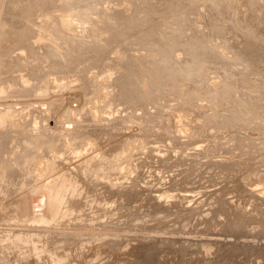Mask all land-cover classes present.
Listing matches in <instances>:
<instances>
[{"label":"bare ground","instance_id":"obj_1","mask_svg":"<svg viewBox=\"0 0 264 264\" xmlns=\"http://www.w3.org/2000/svg\"><path fill=\"white\" fill-rule=\"evenodd\" d=\"M1 1L2 3H0V37H2V39L4 40L3 37L8 36L9 38L5 39V41L6 40L9 42L13 41L16 42L17 44L23 45L25 43L27 45L28 43V45L30 46L29 51H31V53L30 52L29 53L32 54V56L37 57L36 62L39 61L38 56L40 54L45 53L44 52L46 48L45 42L48 36L51 35L53 37L61 36L63 38V42H65L64 40L66 39V46H67V40H75V41L77 40L79 41L77 42L78 44L80 42L81 43L83 42L84 38L80 40L78 39V37L80 36L78 32L79 30H77L79 36L75 33V25H74L75 22H73V20L75 15L77 17L78 14V9H79L78 4L82 2L81 5H83L85 1L83 2V0H81L80 2V0H38L35 2V5L32 6L31 11L28 9L29 10L28 14H30V16H28L27 20L29 22L26 21L27 22L26 24L28 25L29 23V27H26L27 29L25 28L22 32H20L19 35L14 34L12 36L10 35V33L14 31L12 29L16 27L15 23L17 22V19L19 20L20 23L21 18H18L19 15L16 12L17 10H15L16 5L14 0L13 1L1 0ZM27 1L25 0V2L23 1V3H28L30 0L28 2ZM90 1L92 3L91 8L95 5L102 6V9L99 8V10L101 9V11L99 12L97 11V9L96 11L92 10L93 15L99 14V16L101 17L97 19V21H101L100 29H102L103 23L106 24V22H108V21L106 22L104 21L102 23V20L106 18L108 19L110 16L116 17L119 15L120 16L127 15V19H128L129 16L128 14L132 12L133 8L136 7V5L137 7L139 5L141 8L146 9L147 12L153 15L152 18L147 19V17L143 14L147 20L142 18V20H140L142 22H136V23L134 22L130 27L127 26L126 30L123 29V31L125 30L124 32L121 30L123 33L122 32L121 34L115 33V35L116 34L118 35L114 37H111L110 34L112 33L111 30L110 33L108 31L110 35L106 32L108 34L107 35L108 38L109 36L111 37L110 39L104 38V36L102 37V35L101 38L100 36H98L99 34L98 32H100L99 31L100 29L97 24H96L97 28H95L94 30L96 31L97 29H99L98 31H96L97 37L99 38L95 36L96 33L93 35L94 31L91 27L90 30L93 31L92 33H90L91 31L87 29L89 31L87 33H90L91 36L97 38L95 39V41H97V43L95 42L97 48L95 46V43H93L96 51L94 49L93 52L89 51L86 52L85 54L84 52H80L82 55L84 54L83 57L81 56V54L79 55L81 56V58H79L78 55H75L76 57H74V55H71L72 59L74 57V60H72L71 62L74 66L77 63L75 62L76 61L75 58L77 60L79 58L80 59V61L78 60L80 62L79 65L83 62L82 65L84 64V66L81 65L82 69L80 68V66H79L80 69L78 67L77 69L75 66L74 72L76 70H79L80 75L75 76L72 75L74 74L73 72H69V74L71 73L72 75L69 78H71L72 80V86H74L73 82L74 84L76 83L75 85H77L74 87L80 89L79 87L81 86L82 88L81 91L83 90L86 96L88 97L86 103L95 104L96 100H99L96 99L97 88H95L96 87L94 85L95 82H93V80L97 76L95 75V77L91 79L94 76V74L93 76L91 75L92 77L91 76L89 77L88 74L92 72V70L94 71L97 70L98 73L105 72L106 74L107 71L104 70V67L106 61L111 59V63H110L111 65L110 64L107 65L112 66L111 68L109 67L110 73L111 70L114 68L112 70L113 76L112 78L106 77V79L103 80L108 84V87L107 85H103L102 87H98V88H101L100 90L102 91H105L107 89V95L111 98L110 101L113 103V106L117 107L118 111L123 110L124 112L127 113V111H129L130 109H133V110H137V112L142 111V113L133 114L132 112V114L129 113L130 116L128 117H125L126 115L124 114L125 115L124 117L122 115L117 118L116 128L118 126L119 130L116 132L117 135H119V137L118 138H116L115 136L109 137L111 142H115L109 148L111 149L110 151L111 153L106 158V160L109 161L110 166L109 167L107 166V169L102 168L99 171L104 175H109V173L113 175L114 173H116V169L119 168L120 165L123 166L122 162L124 161V158L126 159L127 157L125 150H130V148H128L129 146L132 149V147H134L132 145L135 146L136 144L137 146L142 145L143 147L148 148V153L144 155V158L146 159L144 170L148 169L152 177L156 178L152 180L153 181L156 180L157 186L160 189L155 190L152 189L153 187L151 188L150 186L145 185L139 188L137 192L134 193L128 192L127 190H119V189L117 190L114 182L111 179L112 184L109 188H111L112 191H116V193L111 194V197L114 199L113 201H116L115 204L119 205V210L123 211V213H125L128 216V220H129L127 224L128 228L126 229L116 228L117 230H113V231L105 230V232L100 230H99L100 232L98 230L93 231L94 232L93 235L91 236L87 235L85 238V240H89L90 243L85 244L80 251H77V249H75L68 256H64L63 259L65 262L61 259L53 260L40 255V249H38L37 245L35 249L31 248V246L34 244L31 243L30 241L31 237H24L22 240H20L18 236L11 235L9 233L2 234V232H0V262L3 263L5 262L4 259H6V261H8L7 262L8 264L11 262L13 258L12 255H16V256L19 255V256H29V257H27L26 260L19 262L18 264H185V263L186 264H244L242 262L240 263V261L244 259H247L248 262H252V264H255L253 260H250V256H248V254L246 253L249 249L245 247L243 243L249 240H251L252 242H258V240L264 241V185L262 184L263 186L262 188V186L261 187L259 186L262 181L258 182L260 181V179H264V173L263 174L260 173L261 175L259 176L257 175L259 171H261L260 170V168L262 167L261 165L260 168H258L259 170L258 173L256 172L255 174L257 176L250 177L249 175L247 176L243 175V177H241L242 175L240 173H243L244 170L245 171L247 169L249 170L251 168V164L253 163V161H255L253 157V151L255 145H259L264 152V141H263L264 138L258 137L260 141L258 140V142L256 143L255 139L252 138V136L250 137V134L248 133V130L250 128H252L253 131L254 128L255 130L257 129L258 135L263 134L264 132V76H261L262 74H260L259 76L252 77L251 76L252 74H249L245 76L246 78L245 80H248V82L246 81L247 83L230 82V85L227 86L224 85L222 82L224 80L226 81V77H220L218 78L219 80L218 83L221 81L219 83L220 84V87L218 88L219 90H217V88H215V86L213 85L209 84L210 85L209 86L206 82L200 83V81H207V80L209 81L210 80L209 73L211 74L215 71L214 70L213 72H211L212 70L209 69L211 71L208 72V70H203L204 68H201L202 62L205 64V61H209V59L211 60L213 58L215 60L218 59L222 61L223 66L224 64L225 66L227 65L229 67V70L231 67L232 72L230 73L232 74H235L233 73V71L238 67V61L236 62V60H231L228 57H227L228 58L227 61L226 59H224L225 57L222 56L223 52H226L225 50L228 49L226 48L228 46H226L227 41H225L224 39L226 37L225 35L226 30L223 28L224 23L223 20L220 19V16L218 14V11L220 10L216 8L217 2L214 3V1L216 0L213 1L214 4H212L211 0H208L211 1V3L209 2V4L206 2V0H190V1L189 0L187 1L186 0H114L113 2L112 0H90ZM102 1L104 3H100ZM256 1L257 2L252 6L258 4V0ZM224 2H222L221 0V3L225 4ZM227 2L229 3L228 0L226 1V3ZM228 3L225 4L226 5L225 7L223 5V10L222 9L221 10L226 12L227 14L228 12H235V11L237 12V8H235L234 6H228ZM243 3L245 4V1L244 2L242 1V5ZM162 4L163 6H165V8L163 7L164 9L160 7L162 6ZM218 4L220 3L218 2ZM258 5H259L258 7H260V3ZM230 7H232V9ZM248 8L247 10H245V12L250 9ZM137 10H133V11L135 12ZM141 10L143 11V9ZM257 10L258 9H256V11ZM138 11H137L138 14L145 13V10L144 12L141 11L142 13H140V10ZM222 11L221 14L223 13ZM243 11L244 10H242V12ZM134 12L130 14V17L133 14L132 20H134L135 17ZM242 12L239 13H241L242 15L244 14ZM254 12H255V8H254ZM252 14L251 16L247 15L249 16L247 17L248 18L247 22H245V20L242 19L243 23L241 21V23H239L238 25L236 24L237 26L236 25L235 26L238 28V30L233 27L234 29H236L235 31H241V30L246 31L245 27L247 25H251V27L253 26L256 27L258 20L257 19L255 20ZM162 15L163 17L165 15V17L172 19L173 22L167 20V23L169 21L170 23H173V26L171 25L162 26L164 24L162 19L164 18L160 19L162 20L163 24H161V21H159V23L161 24L159 26V23H157L156 20L159 16ZM216 17L218 18L216 19ZM88 18L86 19L87 22H88ZM117 18L119 20L121 19V17L120 18L116 17V20H118ZM124 19H126V17ZM90 20L92 21V18ZM227 20L230 21V19L228 18ZM259 20H261L260 17ZM110 21L111 20L109 18V22ZM88 23L92 25L90 21ZM95 23L93 26H95ZM118 23L116 24L119 27L120 25ZM125 23L126 22L124 20L123 24ZM110 26L112 27L113 24H111ZM105 27H108V25L106 24ZM229 27L230 26H228V29ZM246 28H248V26ZM259 28L261 29V26ZM84 29L86 32V28ZM113 29H115L114 26L112 27V30ZM234 29H232V31ZM15 30L18 31L17 28ZM106 30L109 29L106 28ZM252 30L255 29L253 28ZM113 32H115V30H113ZM117 32L120 33V31ZM251 32L250 33L248 32L249 35L252 34ZM102 33H105V31L101 32L100 34ZM240 33L237 36H239ZM263 33L262 35H264ZM234 34L235 32L233 33L232 37L235 36ZM81 35H83V33ZM87 35H88L87 37L90 36L89 34ZM237 36H235L236 38L233 39L234 42H236L241 35L239 36V38ZM51 38L52 37H50V39ZM89 38L91 39V37ZM248 38L250 39L247 41L246 44H243L245 39L243 42L240 41L242 42V44L240 45H246L244 46L245 51L237 50V48L234 49L237 45V42L233 43L232 47H234L233 49L235 50V53L239 52L242 54L243 52H246L245 54L244 53L243 54L244 55L247 54L246 55L247 57H254L252 55L254 53L253 46H257L256 44L257 42H254L255 38L252 39L251 35ZM248 38L246 37V39ZM126 39H128L127 41L128 45L126 44V46L123 47L122 46L123 41L125 42ZM241 39L243 40V38H240V40ZM60 40L62 42V39ZM259 41L261 42L260 39ZM86 42L89 45L88 43L89 41ZM114 43H118V44L122 43L121 44L122 48L124 49L127 48V50L126 49H125L126 51L123 50L121 54L119 52L120 55H113V53L115 52L114 46L117 45V44L113 45ZM87 44L83 43L82 45L87 47L86 46ZM68 45H71L69 44V41H68ZM76 45L75 47L78 46ZM119 45L117 46L119 47ZM223 46H226L225 47L226 49ZM69 48H67L68 51L65 48L66 50V51L64 50L65 53L68 52L69 54L71 50H74V48L72 49L70 48L69 51ZM77 48L78 50H74V51L79 52V49L81 48H79V46ZM91 49H93V47ZM16 50L17 49H15V52ZM154 50L158 51L159 55L158 54L153 56L146 55L147 52L149 51L151 52ZM156 51L154 52L156 53ZM256 51L257 49L255 48V52ZM49 52L51 53L50 49ZM63 52L61 51L60 55H62ZM115 54H117V52ZM256 54L258 53L256 52ZM259 54L261 53L259 52ZM13 56L16 57V55L12 54V52L10 54L9 52H7L6 59H4V62L2 64H5L9 68L13 67L15 65L14 62H12L13 61L12 59H15ZM53 56H56V53ZM71 56H70V60H71ZM207 56L212 58L208 57L207 60ZM256 56L258 57V55ZM53 58L51 59V61L53 60ZM42 59L40 61H42ZM45 59H43V61ZM18 60L19 62H21L20 57ZM49 60L50 59H48L47 61ZM43 61L42 64H45L43 63ZM60 61L63 62L61 58L59 59V62ZM32 62L34 63L35 60ZM32 62L31 64H33ZM36 62L35 64L38 63ZM64 62L62 64V67H60L59 71L62 70L61 72L66 74L67 73L66 69L68 66H65L64 64H66L67 62L66 63ZM211 63L212 62H210V64ZM222 63L220 62V65ZM28 64L30 65V63ZM42 64H39L41 65V67L39 68H44L50 63L46 64V66L44 67H42ZM216 64L218 65L219 63L217 62ZM243 64L241 63V65ZM215 65L213 64V67ZM36 66L37 65H35V68H37ZM74 66L71 65L69 66V68L70 67L73 68ZM204 66L205 65H203V67ZM240 66L238 69L241 68ZM244 66L245 65H243L242 67ZM33 67L34 66H32V68ZM44 69L46 70L48 68H44ZM57 69L58 67L56 68V70ZM70 69L69 70L67 69V71H70ZM106 69H108V67H106ZM30 70L36 71L34 68ZM30 70L28 72H30ZM225 71L222 72L224 73ZM52 72L54 73L55 71H52L51 69L49 73L51 74ZM56 72L54 74H61V72L60 73L59 72L56 73ZM76 72L75 74H77ZM41 73L43 74V72ZM32 74L33 73H31V75H29L28 77L30 78ZM54 74H52V76ZM9 75L10 74H8V76ZM15 75H14L15 78L12 77L13 75L11 76L12 79L19 81L18 76L21 75L20 74H18V76ZM218 75L221 76L220 74ZM35 76H33L34 79L40 80L41 78L42 81L44 79L42 77L36 78ZM37 76H42V75L38 74ZM5 77H3V79ZM24 77H27V74L22 75V78L21 77L20 78L23 79ZM236 77H234V79ZM12 79L9 80L12 81ZM24 79H23L24 82H22L21 80L20 83V85L22 84L21 86L23 85L25 86V84L29 83V80L28 82L26 81L25 83ZM9 80L8 82L7 81L5 82L9 83L10 82ZM30 80L32 81V77ZM53 80L54 79H52V82ZM97 81L98 80H96V84ZM44 82H47V80ZM32 83L34 85V82ZM29 84L32 85L31 82ZM246 85L248 86L246 87ZM29 86H27L25 90L26 89L28 90ZM217 93L219 94L220 100L222 101V103L220 102V104L213 103V101L211 102L212 99L216 98ZM166 96L168 97L167 100L169 102L163 100L166 99L165 98ZM83 99H85V97ZM86 103L84 107L91 106V105L87 106ZM228 103H231V105H228ZM106 105L107 103L104 105V107ZM112 112L114 113V111ZM175 112H181L184 114L183 119L188 121L187 128L185 126L186 128L185 130H187L188 133H190L189 135L191 136V138L189 139L184 138L185 140L175 139L178 138L177 131H179L180 129V126H178L179 118L176 121L177 118L175 119L176 116ZM99 114L100 113L98 112V115ZM119 114L121 115V113ZM122 119L125 120L122 121ZM185 120H183V123ZM131 123L132 126L130 127ZM133 123L135 124L134 127H136V129L139 130L140 133L131 129L134 125ZM93 128L94 127H92V129ZM93 131L95 133H99V131H96V129ZM164 131H167V133H165ZM253 131L250 130V133ZM221 132H227V135H224ZM254 132L256 133V131ZM136 134H140V135L136 137ZM222 138L223 141L221 140ZM136 148L135 151L133 149L134 152H136ZM179 148L188 149L189 150L187 151L188 154L186 152H182L181 149ZM224 156L226 157V159L221 158ZM175 167L178 168L181 167L180 171L178 170V172H175L174 170ZM256 167H259V165L258 166L256 165ZM249 171H251V169ZM248 173L250 174L251 172ZM217 179H219V181H217ZM205 183L207 184L205 185ZM210 186H214L215 188L207 189ZM169 191L175 193L173 195L174 196L173 199L171 198L172 201L170 203H168L167 200L163 199L161 195ZM191 191H193L196 194L195 195L190 194V196L187 195V193L189 194V192ZM233 196H237L238 198L236 197L235 199H232L231 197ZM168 199L170 198L168 197ZM50 201H51L52 209L51 211L50 210L47 211L48 218L46 219L45 222L49 223V225L52 224V226L54 225L56 227H65L71 230L69 229L64 230L65 229L64 228L61 229L60 231L59 230L60 228L56 230V229H52V227L51 229L49 228L47 229V226L45 227L37 226L36 229L34 230V232H37L35 234L36 239L47 240L50 241L51 243H54V241L61 239L60 234H58L59 232L62 233V231H64L65 233H75L78 232L77 231L78 229L77 230L74 229L76 227H80V229L82 227V230H80L79 232L85 229L83 226H80L76 223L77 220H80L81 215L76 219L71 218L70 221L69 220L67 221L68 216H70L74 212L75 215H77L80 212L79 209L82 207V198H78L74 195H71L70 197L67 196L66 199L63 198L56 199L50 197L49 202ZM192 201L196 202L195 207L192 206ZM32 202L36 212H41L46 209L45 196L42 195L34 196L32 198ZM204 206L206 207L203 208ZM143 210H146L145 213L147 215L144 216L145 218H147L148 216L154 220V221L151 220L152 222L149 221L150 223H152L150 224L151 225L150 228L148 226L149 230H157V231L159 230L161 232L163 230V231H167V233L168 231L177 232L176 230L181 229L180 227L182 226V224L184 222H187L184 224L187 226L189 224V227L188 229L185 228V230L187 229L186 230L188 232L187 235H189V237L188 236L187 237L190 238L191 241L187 242L183 240V238L181 239L180 237H177L180 236L177 233H176L177 236L160 233V234L148 235L151 236L149 238H143V236L138 238L137 237L138 233L135 234L134 231L127 232L126 231L127 229L129 228L132 229L138 226L136 225L134 219H140V217L142 219L144 213H141V215L142 214L143 215L140 216L138 212L139 213L140 211L143 212ZM84 216L87 217L88 215H84ZM86 217L84 218V220H87ZM29 222L34 223L33 220H26V223ZM67 222H69V224L64 225ZM171 222H174L175 224L170 225ZM254 224L256 225L258 224V226L255 225L256 227L255 226L252 227ZM33 228H35V226ZM135 229H136L135 231H137L139 230V227L138 228L136 227ZM148 231L145 232L148 233ZM186 231H183V233H185ZM199 232L200 234L201 233L206 234L207 237L204 236L206 242L204 243L202 242L204 238L198 236ZM142 234L144 235V233ZM139 236L141 235L139 234ZM98 240H100V242H96ZM106 242L115 243L118 246L115 247L114 249H110V247L106 245L107 244ZM258 247L264 249V244L263 245L258 244ZM10 255L12 258L10 257ZM259 258H261V261H264V255L261 254L258 256V258L256 259L258 264L260 263ZM217 259L219 260L216 261ZM248 262L246 264H249Z\"/></svg>","mask_w":264,"mask_h":264},{"label":"rangeland","instance_id":"obj_2","mask_svg":"<svg viewBox=\"0 0 264 264\" xmlns=\"http://www.w3.org/2000/svg\"><path fill=\"white\" fill-rule=\"evenodd\" d=\"M21 1L22 0H14L15 5H16L15 10H17L16 12L19 15L18 18H21L20 20L23 24L21 22L19 23V20L17 19V22L15 23L16 27L14 29H12L14 31H12V33H10L11 36L14 34L19 35L20 32H22L26 27H29V23H28V25L26 24L27 22H29L27 20V18H28V16H30V14H28V13H29V10L31 11L32 6L35 5V2L38 0H35V1L34 0L29 1L28 0L31 3H29L26 0L29 4L23 3V1L25 2V0H23L22 2ZM113 1L114 0H112V2ZM211 1H212V4L217 2L216 8L220 10V11H218V14L220 16V19L223 20V23H224L223 28L226 30L225 35H226L227 39H226V37L224 39H225V41H227L226 46H228V47H226V46H223V47L228 48L227 49L228 52H227V50H225L226 52H223L222 56L225 57L224 59H226V60L228 58H230L231 60H236V62L238 61V67L236 65L237 68L233 71V73H235V74H232V73H230V72H232L231 67H230V70H231L230 71L229 67L227 65L225 66V64H224V66H223L222 61H220L218 59L215 60L212 57L207 56V60H208V57L212 58L213 60L209 59V61H205V64L202 62L201 68H204L203 70H208V72L211 70H212L211 72H213L214 70L215 71L211 74L209 73V75H210L209 81L208 80L207 81H200V83L206 82L208 85L209 84L213 85V86H215V88H217V90H219L218 89L220 87L219 83L221 81L218 83V81H219L218 78H220V77H226V81L224 80L222 82L224 85L227 86V85H230V82L231 83L232 82L233 83H242V82H246V81L248 82V80H245L246 79L245 76L249 75V74H252L251 75L252 77L259 76L260 74H262L261 76H264V70H263L264 69V64H263V62H264L263 61V58H264V53H263L264 52V45H263L264 41H262V40H264V37H263L264 35H262V33L264 32V28H263L264 27L263 26L264 25V0H258V4L260 3V7H262V8L258 7L259 6L258 4L254 5L255 7L252 6L253 4H255L257 2L256 0L255 1L254 0H249V1L248 0H231V1L228 0L229 1V3L227 2L228 6H234L235 8H237V12H238V9H239V12H242V10H244L242 12L244 14H242V15H241V13H239V12L237 13L236 11L235 12H228V14L226 12L222 11L223 5L225 7L226 6L225 4H227L226 3L227 0H222V2L225 1L224 2L225 4L221 3V0H216V1L211 0ZM211 1L206 0V2L208 4H209V2L211 3ZM213 1H214V3H213ZM242 1L243 2L245 1V4L243 3V5H242ZM262 1H263V4H262ZM32 2H33V4H32ZM80 2H81V0H80ZM83 2L85 4L83 3V5H81L82 2L78 4V7H79L78 14H77V17L75 15L73 22H75L74 23L75 33L78 35V32H79V34H80V36L78 35L79 37L77 36L78 39L80 40V39L84 38L85 40L83 39V42L82 43L80 42L79 44L77 43V42H79L77 40L76 41L75 40H67V46H66V39L64 40L65 42H63V38L61 36L60 37H55V36L53 37L52 35L48 36L49 40L47 38V40L45 42L46 43L45 44L46 48L44 51L45 53L40 54L38 56L39 61L42 59V57H43V59L46 58L44 61L42 59L43 63H45V64H42V61H40V62L37 61L38 63L36 62L37 57H34V56H32V54H30L31 51H29L30 46L28 45V43H27V45L25 43H24L25 45L24 44L23 45L17 44L16 42H13V41H11V42H9L7 40L5 41V39L9 38L8 36L3 37L4 40L2 39V37H0V42H1L0 43V232H2V234H8L9 233L11 235L18 236L20 238V240H22L24 237H31L30 241H31V243H34L31 246L32 249H35V247L37 245L38 249H40V255L45 256L49 259H53V260L61 259L63 261H64V259H63L64 256H68L75 249H77V251H80L84 247L85 244H89L90 241L85 240V238L87 235H90V236L93 235L94 234L93 231H97V230L99 231L100 230V231L105 232V230H109V231L117 230L116 228H119V229L120 228H125V229L128 228V225H127L128 221H129L128 216L125 213H123V211L119 210V205L115 204L116 201H113L114 199L111 197V194L116 193V191H112V189L109 188L112 184L111 179L114 182L117 190L118 189L119 190H127L128 192L134 193V192H137V190L139 188H141L142 186H145V185H148L151 188L153 187L152 189H155V190L160 189L157 186L156 180L155 181L152 180V179H156V178L152 177V175L148 171V169L144 170L145 163H146V159L144 158V155L148 153V148L143 147L142 145L137 146L136 143H134V144H136V146L135 145H132V146H134L135 148L139 147L140 151H139V148H136V152H134L135 151L134 147H132V149H131L130 146L129 147L127 146L132 151L125 150L127 157H126V159L124 158V161L122 162L123 166L120 165V167L116 169V173H114L113 175H111V173H109V175H104L103 173H101L99 171L102 168L107 169V166L108 167L110 166V163H109V161L106 160V158L111 153L110 152L111 149H109V148L115 142H111L109 137H112V136H115L116 138L119 137V135H117V132H116L119 130L118 126L116 128L117 118L122 116V115H123V117L125 115H126L125 117H128V116H130L129 113L132 114V112H133V114H140V113H142V111L137 112V110H133V109H130L129 111H127V113L124 112L123 110L118 111L117 107L113 106V103L110 101L111 98L107 95V89L105 91H102V90H100L101 88H98V87H102L103 85H107V87H108V84L103 80H105L106 77L112 78V76H113L112 70L114 68L111 70V73H110L109 71H110V68L112 66L107 65V64L111 63V59L106 61V64L104 67V70L107 71L106 74H105V72L104 73H98L97 70H95V71L92 70V72H90L88 74L89 77L91 75L93 76V74H94L93 77L91 76L92 77L91 79H93L95 77V75L97 76L94 79L95 81L93 80V82H95V84H94L96 86L95 88H97L96 99H99V100H96L95 104L94 103H91V104L86 103L88 100V97L86 96V94L83 90H82L83 92L81 91V89H82L81 86L79 87L80 89H78L77 87H74V86H77V85H75L76 83L74 84V82H73L74 86H72V80L69 77H71L72 75H75V76L80 75L79 70H76L77 72L76 71L75 72L77 74H75L74 68H75V66H76V68L77 67L79 68V66H80V68L82 66H84V64L82 65V63H83L82 61H81L82 63L79 65V63H80L79 58H81V56L83 57V55L86 52H89V51L93 52L95 49L94 48L95 46L97 48V45H96L97 41H95V39H97L99 37H97L96 31H98L101 28L100 27L101 21H97V19H99L101 17L99 16V14L93 15L92 10L96 11V9H97V11L99 12V11H101L102 6L95 5L91 8L92 3L90 0H83ZM218 2L222 5L218 4ZM230 2H231V4H230ZM0 3H2L1 0H0ZM100 3H104V2L102 1ZM232 3H233V5H232ZM27 4H28V6H27ZM240 4L242 5L243 8L241 7ZM238 5H239V7H238ZM248 5H249L250 9L252 8L251 10L248 8ZM133 7H134V4H133ZM136 7H137V5H136ZM136 7H134L133 10L138 9V10H140V13L144 12V10H145V13L148 15H146L145 13L138 14V12H139L138 10H137L138 12L137 11L134 12L132 10V12H134V15H135L134 20H132L133 14L130 17V14L132 13L131 11H130L131 13L128 14L129 15L128 19H127V15L126 16L125 15L116 16L119 18L121 17L122 20L121 19L119 20L117 18L119 21L116 20V17L110 16L109 18L113 22H111V21L109 22V18L103 19L102 23L104 21L105 22L108 21V22H106L108 27H105L106 24L103 23L102 24L103 26L101 25L102 29H100L99 30L100 32H98L99 33L98 36H100V38H101V35H102V37L104 36V38H108L107 35L110 33V30H111V32H112V33H110L111 37H114L118 34H121L123 29L126 30L127 29L126 27L127 26L130 27L134 22L135 23L136 22H142V21H140V20H142V18L147 20V19L153 17V15L150 14L149 12H147L146 9L141 8L139 5H138L139 8L138 7L136 8ZM160 7L165 8V6H163V4ZM90 8H91V10H90ZM99 8H101V9L99 10ZM131 8H132V6H131ZM140 8L143 9V11ZM230 8L232 9V7H230ZM247 8L249 10L245 12V10H247ZM254 8H255V12H254ZM256 9H258V10L256 11ZM261 10H263V11H261ZM25 11H28V12H25ZM221 11L223 12L222 14H221ZM247 12H248V14H247ZM87 13H88V15H87ZM143 14L147 17V19ZM246 14L249 16H251V14H252L254 16L253 18H255V20L256 19L258 20V22L260 23L259 24L257 22V26L259 25L258 28H257V26L255 27L252 25L253 27H251V25H247L248 28H246L247 26L245 27L246 31H242V30L241 31H235L236 29L238 30V28L236 26L239 23H241V21H242V23H243V20H245V22H247V20H248L247 17H249V16H247ZM96 16H98V17H96ZM124 16L126 17L127 20L124 19L125 18ZM136 16L138 17V20H137ZM148 16H151V17H148ZM238 16H239V18H238ZM242 16H244V17H242ZM259 17L261 20H259ZM87 18H88V22L90 21L92 23V25H90V23L87 22V20H86ZM91 18H92V21L90 20ZM114 18H115V20H114ZM158 18H157V20L156 19L155 20L157 21V23H159V21H161V24L164 23L162 26H165V25L166 26H169V25L173 26V23H170V22H173L172 19L165 17V15H164V17L162 15V16H159ZM162 18H164V19H162ZM217 18L218 17H216V19ZM227 18L230 19V21L227 20ZM129 19H131V20H129ZM160 19L163 20V23H162V20H160ZM231 19H232V21H231ZM23 20H25V21H23ZM124 20L126 22L125 24H123ZM167 20H169L170 22L168 21V23H167ZM238 21H240V22H238ZM231 22H232V24H231ZM94 23H95V26H93ZM108 23L113 24V26L115 28L113 30H115V32H113V30H112L113 26L111 27L110 26L111 24L109 25ZM116 23H118L120 26L118 27V25ZM233 23H234V25H233ZM96 24L98 25L99 29H97L95 31L94 29L97 28ZM161 24L159 23V26ZM24 25H25V27H24ZM122 25L123 26L126 25V26H124L125 28ZM88 26H89V28H88ZM228 26H230L229 29H228ZM260 26H261V29L259 28ZM76 27H77V29H76ZM90 27L93 29L94 32L90 30L91 29ZM233 27L236 29H234ZM16 28L18 29V31L15 30ZM84 28H86V32H85ZM106 28L109 30H106ZM120 28H122V29H120ZM253 28L255 30H252ZM87 29L89 31H91L90 33L93 32V35L96 33L95 36L97 38H94V36H91L90 33H87V32H89ZM232 29H234V30L232 31ZM77 30H79V31L77 32ZM102 30L105 31V33L100 34L101 32H103ZM247 30L249 33L252 31L251 32L252 34H250V35H251L252 39L255 38L254 42H257L256 43L257 46H253L254 48L251 47L254 50V53L252 55L255 58L254 57H247L246 56L247 54L244 55L246 52H243V51L242 52L244 54L243 53L241 54L239 52L235 53V50H234L236 48H237V50H244V46H246V45H240V44H242L244 39H245V41L243 44H246L247 41L250 39V38H248V37H250V35L247 32ZM108 31H109V33H108ZM117 31H120V33ZM84 32H85V34H84ZM232 32L233 33L235 32V34H234L235 36H237L241 32L240 35L243 36V37H241L239 35L240 38H243V40L242 39L240 40L239 36H237L239 39L236 41L237 45L235 48L232 46H233V43H236L233 41V39H235L236 37L235 36L232 37L233 36ZM243 32H245V33H243ZM82 33L85 37H87L88 36L87 34H89L90 35L89 37H91L92 40L89 37L85 38L83 35H81ZM115 33H118V34L115 35ZM50 37H52V38L50 39ZM111 37L109 36L108 39H110ZM246 37L248 39H246ZM261 38H263V39H261ZM60 39H62L63 45H62V42ZM88 39H90V40H88ZM124 39H122V40H124ZM259 39L261 40V42L259 41ZM68 41H69V44H71V45H68ZM86 41H89L88 42L89 45L87 44ZM127 41H128V39L125 40L126 43L123 41L124 45L121 43L123 47L126 46ZM240 41H242V42H240ZM262 42H263V44H262ZM13 43H15V44H13ZM64 43H65V45H64ZM75 43L79 46V48H81V49H79V52L74 51V50H78V48H77L78 46ZM83 43H86L87 47L84 46L85 44L82 45ZM91 43H92V45H93V43H95V46L94 45L92 46ZM47 44H49V45H47ZM72 44H75L77 47H75V45H72ZM115 44L119 45L120 43L119 44L114 43L113 45H115ZM121 44L119 45V47L117 45L114 46L115 52L113 53V55H120L123 50H125V49L127 50V48H125V49L122 48ZM222 44H224V43H222ZM10 45H11V47H10ZM113 45H111V46H113ZM12 46H14V47H12ZM18 46H20L21 49ZM62 46L63 47L66 46L65 47L66 50H67V48H69V47L71 48L73 46L72 48H74V50H71L72 54H71L70 48H69V51H70L69 54H68V52L65 53L66 50ZM81 46H83V47H81ZM91 46L93 47V49H91L92 48ZM48 47H49L51 53L49 52ZM88 47H91V48H88ZM241 47H243V48H241ZM257 47L259 48V50ZM52 48H54V49H52ZM82 48H84V49H82ZM117 48H119V49H117ZM239 48H241V49H239ZM255 48L257 49L256 52L258 54H256ZM260 48L263 51H261ZM15 49H17L16 52H15ZM57 50H59L60 52L61 51L63 52L64 50L65 51L62 53V55H60V52ZM119 50H121V51H119ZM13 51H14V53H13ZM95 51H96V49H95ZM154 51H156V50H154ZM154 51H151V52L149 51L146 53V55H149V56H151V55L153 56L156 54L159 55L158 51H156V53ZM7 52H9V54L12 52V54L16 55V57L13 56L15 59H12L13 60L12 62H14V64H15L13 66L14 68L13 67L9 68L5 64H2L4 62V59H6V53ZM54 52L56 53L57 58H56V56H53V55H55ZM80 52H84V54L82 55ZM116 52H117V54H115ZM119 52H120V54H119ZM229 52H230V54H229ZM232 52H234V53H232ZM259 52L261 54H259ZM77 53H79V54H77ZM153 53H155V54H153ZM80 54H81V56H79ZM132 54H134V53H132ZM30 55L33 57V59ZM69 55L70 56L74 55V57H76L75 55H78L79 61L75 58V60H76L75 62H77L78 64L76 63L74 66L71 63L72 60H74V57L72 59V56H71V60H70ZM256 55H258V57ZM17 56H18V59L20 57L21 62H19V60L17 59ZM232 56H233V58H232ZM259 56H262V57H259ZM47 57H48V59H50L49 61H47L48 60ZM52 58H53V60L51 61ZM60 58L63 60V62L64 61L67 62L68 60H70L67 63L64 62V63H66L64 65L68 66L67 67L68 70L71 68L70 71H67V69H66L67 73L63 70L67 75L64 74L63 72H61L62 70L59 71L60 67H62V64H63V62H61V61L59 62ZM66 58H68V59H66ZM244 58H246V59H244ZM260 58H262V59H260ZM54 59L55 60L57 59V60L55 61ZM240 59L241 60L244 59V60L241 61ZM31 60L32 61L35 60V62L37 64H35V62L33 63ZM245 60H246V62H245ZM108 61H109V63H108ZM214 61H215V63H214ZM219 61L222 63L221 65H220ZM255 61H257V62H255ZM25 62H27V63H25ZM31 62L33 64H31ZM47 62H49L50 64ZM206 62H207V65H206ZM210 62H212L214 65L217 62L219 64L218 65L216 64L213 67V64L212 63L210 64ZM28 63H30V65ZM52 63L55 65H53ZM241 63L242 64L244 63L243 65H245V66L247 65V66L246 67L244 66L245 67L244 68V67H242L243 65H241ZM34 64L37 65L36 66L37 68H35ZM39 64H42V67L46 66V64H49L51 66L47 65L48 67L46 66L44 68H48V69L45 70L44 68H39V67H41V65H39ZM60 64H61V66H60ZM2 65H4L5 67ZM71 65L74 67L69 68V66H71ZM203 65H205L206 67L208 66V67L207 68L205 66L203 67ZM32 66H34L33 68L36 71L38 69L39 70L42 69L40 71L43 72V74L39 70L37 72L34 70H33L34 72L32 70H30V69H33ZM53 66H54V68H53ZM239 66L241 67L240 69H238ZM257 66H259V67H257ZM50 67H52V68H50ZM55 67L56 68L58 67V69L56 70ZM106 67H108V69H106ZM220 67H221V69L226 68V67L227 68L221 70ZM7 68H9V69H7ZM1 69L4 71H2ZM51 69H52V71H55V72L56 71H58L59 73L61 72V74H54L55 72L54 73L52 72L50 74L49 72L51 71ZM158 69H161V68H158ZM209 69H211V70H209ZM29 70H30V72H28ZM46 71H49V72H46ZM222 71H225V72L223 73ZM58 72H56V73H58ZM69 72H73L74 74L71 75V73L69 74ZM94 72H96V73H94ZM15 73H16V75H15ZM17 73L20 74L21 76H18ZM31 73H33V74L29 78L28 76L31 75ZM37 73L39 75H42V76H37L38 75ZM44 73H46V74L49 73V74H47L48 78L46 77V74H44ZM228 73H230L232 76ZM8 74H10L9 75L10 77L13 75L12 76L13 78H15L14 75L18 76L19 81L12 79V77L10 78L8 76ZM25 74H27V77L29 78V79L27 77H24L26 79L23 78L25 80V83H26V81L28 82V80H29V83L31 82L32 85H30L29 83H27V84L23 83V84H25L26 87L24 85L21 86L22 84L20 85L21 80H22V82H24L23 79H21V78H22V75H25ZM52 74H54V75L52 76ZM218 74H220L221 76H219ZM243 74H244V76H243ZM68 75H70V76H68ZM233 75H234V77H236V76H239V77H236L234 79ZM240 75H242V76H240ZM2 76L3 77L6 76L8 79L6 77L3 79ZM33 76H35L36 78L42 77L44 79L42 81V79L40 78V80H41V82H40L39 79L38 80L34 79ZM31 77H32V81L30 80ZM51 78L54 79L53 80L54 83L52 82ZM231 78H233V79H231ZM238 78L240 79V81ZM9 79H12V81ZM8 80L10 81L9 83H7ZM35 80H37L39 83ZM46 80H47V82H44ZM96 80H98L97 84H96ZM99 80H100V82H99ZM5 81H7V82H5ZM16 81H17V83H16ZM32 82H34V85ZM98 82H99V84H98ZM17 86H18V88H17ZM27 86H29L28 90L27 89L25 90V88H27ZM78 86H79V84H78ZM247 86L248 85H246V87ZM22 88H24V89H22ZM98 91L101 95L98 93ZM98 95H99V98H98ZM84 97H85V99H83ZM165 98L166 99H163V100H166L167 102H169L167 100L168 97L166 96ZM106 100H108L109 102ZM212 101H213V103H216V104H220V102L222 103L218 93L216 95V98L212 99L211 102ZM85 103L87 104V106L88 105H91V106L84 107ZM106 103H107V105L104 107V105ZM223 103H225V102H223ZM228 105H231V103H228ZM151 107H153V106H151ZM73 111H76V112H73ZM112 111H114V113ZM93 112H94V114H93ZM98 112L100 113L99 115H98ZM119 113H121V115ZM175 113H176L175 119L177 118L176 119V121H177L179 118L178 126H180L179 131H177V133H178L177 137L178 138H175V139L185 140V139L191 138V136L189 135L190 133H188V131L185 130L187 128V122L188 121L183 119L184 114L181 112H175ZM80 114H81V116H80ZM87 114H88V116H87ZM113 116L116 118H114ZM81 117H83V118H81ZM87 118L89 119V121ZM98 118H99V120H98ZM102 119L104 120V122ZM182 119L185 120L184 123H183ZM124 120L122 119V121H124ZM98 123H99V125H98ZM90 125L94 128L92 129V127ZM131 126H132V123L130 124V127ZM134 126H135V124L133 125V127L131 129L140 133V131L137 130L136 127H134ZM185 126H186V128H185ZM112 127H114V128H112ZM182 128H184V129H182ZM95 129H96V131H99V133H95L93 131ZM250 130L253 131V129L250 128L248 130V133L250 134V137L252 136V138L255 139L256 143L258 142L259 138H264V132H263V134L258 135L257 129L255 130V128H254V131H256V133L254 131L250 133ZM164 132L167 133V131H164ZM221 133L224 135H227V132H221ZM138 135H140V134H136V137ZM104 136H105V138H104ZM102 139H104V140H102ZM221 140L223 141V138ZM176 145H178V144H176ZM177 147H179V146H177ZM188 148H190V147H188ZM133 149H134V151H133ZM179 149H181L182 152H186L188 154V152H187V151H189L188 149H186V148H179ZM141 152H143V153H141ZM263 154H264V152H263L262 148L259 145H255L254 151H253V157H254L255 161H253V163L251 164V168H250L251 171H249L250 169L249 170L247 169L246 171L244 170L243 173H240L242 175V176L241 175L240 176L243 177V175L244 176L249 175L250 177L251 176L253 177V176H257V175L259 176V175L263 174L264 173L263 172L264 171V156H263ZM221 158L226 159L225 156L221 157ZM256 165L257 166L259 165V167H256ZM260 165L262 166L261 167L262 169L260 168ZM177 168L178 167L174 168L175 172H178V170L180 171V169H181V167H179L178 169ZM258 168H260L261 171H259ZM258 171H259V173H258ZM248 172H251L253 174H251V173L249 174ZM256 172L258 173L257 175H255ZM263 180L264 179H260V181H258V182L262 181L259 185L260 187L262 186V184L264 185ZM217 181H219V179H217ZM206 184L207 183H205V185ZM151 185H153V186H151ZM215 187H216V185H215ZM215 187L210 186L207 189H211V188H215ZM262 188H263V186H262ZM192 192L193 191L189 192V194L187 193V195L190 196V194H192V195L196 194V193H194V192L192 193ZM174 194L175 193H173L172 191L171 192L169 191V192H166V193L161 194V195H162L163 199L167 200V202L170 203L174 197L173 196ZM38 195H42V196L46 197V209L44 211H41V212L35 211L34 205L32 202V198L34 196H38ZM71 195H74L78 198H82V207L79 209L80 212L77 215H75V212H74L73 214L68 216L67 221L68 220L70 221L71 218L76 219L81 215L80 220H77L76 223L80 226H83L85 229H83V231L79 232L80 230H82V227H81V229H80V227H76L74 229H76V230L78 229L77 230L78 232H75V233H65L64 231H62V233L59 232L58 234H60L61 239L54 241V243H51L50 241H47V240L36 239L35 234L37 232H34V230L36 229L37 226L38 227L47 226V229L48 228L51 229V227H52V229H56V230L58 228H60L59 229L60 231H61V229L65 228V227H56L54 225L52 226V224L49 225V223H46L45 221L48 218L47 211H49V210L51 211V209H52L51 201L49 202L50 197H53L56 199H61V198L66 199L67 196L70 197ZM170 195H171V197H170ZM168 197L170 199H168ZM236 197L237 196H233L231 198L235 199ZM194 202L195 201H192V206L195 207L196 202L195 203ZM193 203H194V205H193ZM205 207L206 206H204L203 208H205ZM145 212H146V210H143V212L140 211V213L138 212V214H140V216L143 215V214L141 215V213H144V215L142 216V219H141V217H140V219H134L136 225H138L136 227L137 228L139 227V230L141 231V233L139 230L135 231L136 227L132 228V229L131 228L127 229L126 230L127 232H133L134 231L135 234L138 233V235H137L138 238H140L142 236H143V238H149L151 236H148V235L160 234V233L161 234L165 233V234H169V235H173V236H177V234H178L180 236H177V237H180L181 239L183 238V240H185L187 242L191 241L190 238H188L189 235H187L188 232L186 231L189 227V224H188V226L184 224L187 222H184L182 224V226L180 227L182 230L178 229V230H176L177 232H169L168 231V233H167V231H163V230H162V232L159 230L158 231L157 230H149L148 226L150 228V226H151L150 224H152L150 222H152L154 220L148 216H147V218H145L144 216L147 215ZM84 215H88V216L86 217ZM85 217L87 220H84ZM147 219H149V220H147ZM26 220H33L34 223H31V222L26 223ZM147 223H148V225H147ZM68 224H69V222L65 223L64 225H68ZM139 224H140V226H139ZM171 224L174 225L175 223L171 222L170 225ZM142 225H144V226H142ZM255 225L256 224H254L252 227H254ZM34 226H35V228H33ZM141 226L143 227V229ZM145 226H146V228H145ZM256 226H258V224ZM132 227H133V225H132ZM140 227H141V229H140ZM185 228H187V229L185 230ZM66 229L68 230L69 228H65L64 230H66ZM145 229H148L151 232H149L148 230H145ZM69 230H71V229H69ZM145 231H148V233ZM183 231H186L187 233L185 232L186 233L185 234V233H183ZM142 233H144V235ZM139 234L141 236H139ZM192 235H194V234H192ZM181 236H183V237H181ZM198 236L204 238L202 240L203 243L206 242L205 237H207V236L205 233L200 234V232H199ZM96 242H100V240H98ZM258 244L263 245L264 241L258 240V242H252L251 240H249V241L243 243V245L249 249L246 253L248 254V256H250V260H253L255 262V264H258V262L256 261L258 256L261 254L264 255V249L259 248ZM95 245H97V244H95ZM106 245H108L110 247V249H114L115 247L118 246L117 244L110 243V242L107 243ZM11 255H10V257H11ZM12 257H11L12 258L11 262L10 261L9 262L12 264L13 263L18 264L19 262L26 260V258L29 256L12 255ZM259 259H260L259 264H264V261H261V258H259ZM218 260L219 259H217L216 261H218ZM4 261L5 262H3V263L0 262V264H7L8 261H6V259H4ZM241 262L246 264L248 262V260L244 259V260L240 261V263ZM10 263H8V264H10ZM248 263L252 264V262H248Z\"/></svg>","mask_w":264,"mask_h":264}]
</instances>
